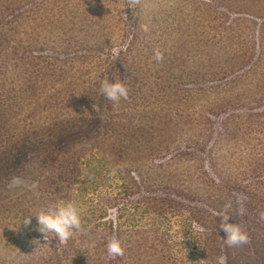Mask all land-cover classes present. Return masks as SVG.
<instances>
[{"label":"rangeland","instance_id":"374dc122","mask_svg":"<svg viewBox=\"0 0 264 264\" xmlns=\"http://www.w3.org/2000/svg\"><path fill=\"white\" fill-rule=\"evenodd\" d=\"M68 202L81 229L45 239ZM261 213L264 0H0V264H264Z\"/></svg>","mask_w":264,"mask_h":264},{"label":"clouds","instance_id":"9594fccd","mask_svg":"<svg viewBox=\"0 0 264 264\" xmlns=\"http://www.w3.org/2000/svg\"><path fill=\"white\" fill-rule=\"evenodd\" d=\"M140 3V0H128L129 7L134 8ZM114 55L119 54L118 49H114ZM154 58L157 61L163 59V54L157 49L154 54ZM100 93L108 100L118 103L122 98L128 99L129 90L122 82L110 83L108 80L102 82L100 87ZM95 108V105H93ZM16 183L14 178L13 184ZM238 203L242 204V200L238 197ZM231 205H226L230 207ZM240 214H244L243 207L240 208ZM214 215H222L223 222L220 228L226 233L225 244L228 247H237L245 245L250 242V237L246 231H244L239 224L229 223V216L223 213H214ZM39 231L45 234V239L48 233H54L58 238L60 244H67L69 239L74 235V231L81 229V210L72 202L61 203L54 209H50L47 212H40L38 215ZM261 219H264V213H261ZM30 218L25 220V224H30ZM200 232H204L203 227L197 229ZM89 247L94 248L95 242L93 241ZM108 258L115 259L116 257L124 256L125 249L122 246L121 241L112 237L108 240L107 245ZM204 260L201 261L203 264ZM217 264H227V257L220 256L217 258Z\"/></svg>","mask_w":264,"mask_h":264},{"label":"trees","instance_id":"16d2710c","mask_svg":"<svg viewBox=\"0 0 264 264\" xmlns=\"http://www.w3.org/2000/svg\"><path fill=\"white\" fill-rule=\"evenodd\" d=\"M6 91H10V89L6 90ZM34 91V96L31 99L32 103H34V99H37V101H39L40 103H42V105L44 106H38L39 104H33L32 108L33 110L36 112L34 115L35 120H39L40 116H41V111H45L47 109V105H51V103L45 101V96H47L46 92L43 90V88L41 86H37L35 88H33ZM40 111V112H38ZM15 119H12V122H14Z\"/></svg>","mask_w":264,"mask_h":264}]
</instances>
